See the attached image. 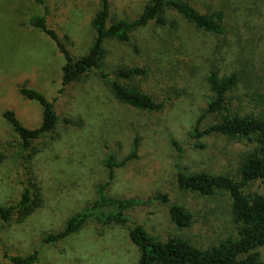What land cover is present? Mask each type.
I'll list each match as a JSON object with an SVG mask.
<instances>
[{"label": "rangeland", "instance_id": "obj_1", "mask_svg": "<svg viewBox=\"0 0 264 264\" xmlns=\"http://www.w3.org/2000/svg\"><path fill=\"white\" fill-rule=\"evenodd\" d=\"M111 18L135 19L147 0H110ZM204 13L224 12L226 33L215 36L197 29L171 12L179 28L148 26L137 31L131 43L109 41L108 71L142 65L148 77L125 79L139 84L157 100H166L159 112H145L119 102L98 76L73 84L63 95L64 55L56 42L28 20L46 9L35 0H0V204L12 205L24 188L25 157L20 137L5 117L13 110L27 127L42 124V106L26 98L22 86L37 88L56 104L61 117H81L82 126L61 122L56 131L36 142L32 168L40 183L44 203L24 222L17 216L3 223L0 217V264L5 256L40 250L38 264H138L140 250L128 229L103 225L92 218L76 234L44 244L43 237L64 227L72 214L91 206L98 185L108 180L104 159L109 151L121 161L140 137L138 158L117 167L108 193L116 197L148 198L163 192L185 206L192 215L189 227L179 228L167 204L140 207L133 218L162 239L179 235L207 247L226 236L230 223L229 200L223 194L205 196L182 190L176 184L178 163L183 171L230 173L238 177L243 156L254 148L249 138H230L211 132L191 134L212 96L207 77L213 64L221 73L236 69L241 81L229 93L226 113L260 114L264 111V0H186ZM49 24L73 54L88 52L95 38L92 20L100 0H46ZM133 44L138 45L136 51ZM168 97H172L169 99ZM219 114L202 121L206 128ZM182 146L179 153L172 143ZM27 164V163H26ZM247 190L264 194V181ZM259 251L264 259V247Z\"/></svg>", "mask_w": 264, "mask_h": 264}, {"label": "trees", "instance_id": "obj_2", "mask_svg": "<svg viewBox=\"0 0 264 264\" xmlns=\"http://www.w3.org/2000/svg\"><path fill=\"white\" fill-rule=\"evenodd\" d=\"M35 2L42 5L46 12L31 15L28 24L49 35L65 58L60 93L64 95L73 84L98 76L119 102L145 112L162 111L166 100H157L139 84L123 82L125 79L148 77L150 70L147 66H120L113 71L107 70L109 41L132 44L137 31L152 25L168 27L174 32L179 28V21L170 16L171 12L197 29L212 35L222 36L226 33L222 10L204 13L186 0H147L142 12L135 19L111 18V1L100 0L99 10L92 20L96 33L92 45L85 54L76 55L50 26L46 0ZM133 47L139 51L138 45L133 44ZM221 72L220 68L213 64L207 77L212 96L191 134L199 137L216 132L233 139L249 138L256 144L243 156L238 168V177L230 173L186 172L177 163L176 184L182 190L196 191L205 196L223 194L228 197L230 223L225 237L207 247L179 235L162 239L152 235L142 223L134 219L133 212L140 207L161 202L168 205L170 217L175 225L185 228L192 224V215L185 206L173 202L170 194L163 192L148 198L116 197L108 193L117 167L125 166L129 161L138 158L140 137L137 135L130 153L121 161L117 159L116 152L107 153L104 165L108 180L98 185L97 197L93 204L69 216L61 230L45 235L42 242L57 244L79 232L94 218L103 225H121L128 229L132 242L140 250L138 264H264L259 251L260 247H264V194L247 190L255 181H264V111L260 114L226 113L229 93L240 83L241 73L236 69L230 73ZM262 72L264 76V65ZM20 91L26 98L41 104L43 121L39 127L31 128L25 126L13 110L4 112L5 119L12 124L20 137V149L22 152H28V155H24L27 164L25 163L26 177L21 198L12 205L0 204L3 223L9 222L15 215L18 221L24 222L44 203L42 187L31 165L37 151L36 142L56 131L61 122L74 126L83 125L81 117H61L56 104L58 98H55L56 101H50L45 93L28 86H22ZM213 114H219V120L203 128V119ZM172 143L179 153L183 152L176 139H172ZM4 256L12 264H38L41 261L39 249L26 255L5 253Z\"/></svg>", "mask_w": 264, "mask_h": 264}]
</instances>
